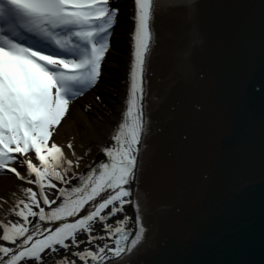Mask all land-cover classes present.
<instances>
[{
    "label": "water",
    "instance_id": "95a60500",
    "mask_svg": "<svg viewBox=\"0 0 264 264\" xmlns=\"http://www.w3.org/2000/svg\"><path fill=\"white\" fill-rule=\"evenodd\" d=\"M144 89L124 264H264V0L165 2Z\"/></svg>",
    "mask_w": 264,
    "mask_h": 264
},
{
    "label": "snow or ice",
    "instance_id": "6c2138e0",
    "mask_svg": "<svg viewBox=\"0 0 264 264\" xmlns=\"http://www.w3.org/2000/svg\"><path fill=\"white\" fill-rule=\"evenodd\" d=\"M165 2L181 8L190 0H133V59L129 64L128 94L121 123L112 135L116 147L105 150L109 162L90 169L70 192L59 189L63 202L46 212L40 207V199L49 206L56 201L49 200L45 183L55 188L52 180H64L58 169L66 165L67 171L73 164L60 146L54 141L49 146V141L69 105L99 82L119 8L112 7L110 0H0V172L13 173L39 188V192L24 189L31 203L19 200L12 209L24 223L0 224V239L16 245L0 246V264L27 260L42 264L45 252L57 253L59 249L85 243L77 239L78 233H87V243L93 245L97 239H105L92 235L97 221L109 233V239L115 238L114 247L104 244L96 245L94 250L73 252L84 264H107L110 260L124 264L125 254L142 243L145 227L139 202L135 205L138 230L134 234L125 229L127 217L117 220L114 228L109 219L133 203L126 199L132 195L126 186L136 176L137 146L144 132L146 62L154 22ZM96 100L101 98L97 96ZM67 147L73 150L71 142ZM29 153H34V157ZM33 159L39 161V166ZM25 166V173L18 171V167ZM81 211L85 213L83 217L67 222ZM37 216L41 222H64L54 229H42L40 224L27 227L31 223L29 217ZM60 264L77 262L65 258Z\"/></svg>",
    "mask_w": 264,
    "mask_h": 264
},
{
    "label": "bare ground",
    "instance_id": "6f19581e",
    "mask_svg": "<svg viewBox=\"0 0 264 264\" xmlns=\"http://www.w3.org/2000/svg\"><path fill=\"white\" fill-rule=\"evenodd\" d=\"M110 4L112 7L119 8V14L110 36L109 50L101 65L99 82L94 88L88 90L83 96L78 97L69 105L68 113L49 141V146L54 141L62 148L65 158L73 162L72 167L67 171H65L66 165L58 169L64 178L68 175V172H72V168L74 171L80 170L87 164V161H90L89 157L92 158L99 150L101 144H103V141L110 136L112 130L116 129L118 124L121 123L122 113L125 109V100L128 94L129 64L133 59L132 36L134 22L132 16L134 15V3L133 0H110ZM97 96L101 98L100 101L96 100ZM69 142L73 145L75 155H73V150H69L67 147ZM137 147L139 149V145ZM29 156L34 157V153H29ZM77 161L79 162L78 165ZM33 163L39 166V161L33 159ZM18 171L22 174L25 173L26 166L18 167ZM32 179L34 180L35 177L33 176ZM70 180V178H67V181H63V184L68 185ZM28 188L39 192L32 184L18 179L13 173L6 171L3 174L2 172L0 173V224H5L9 221L24 223L20 217L15 215L12 209L19 200L31 203L25 197L23 191ZM128 188L132 192L131 185ZM64 189L70 191L69 186ZM59 204L55 203L49 206L44 205L42 202V206H40L46 212H50L55 207H58ZM84 214V211H81L77 217H69L67 222H74V219H79ZM63 222L56 221L51 223H53L55 228ZM0 232H2V229H0ZM82 236H84V233H78L77 239L83 238ZM83 241L87 242V240ZM81 245L79 247L73 246L69 249L75 248L79 250ZM0 246L16 247V245L5 242L2 239H0ZM62 251L63 249H59L58 252ZM27 261L29 262L30 260ZM20 264H22V261Z\"/></svg>",
    "mask_w": 264,
    "mask_h": 264
},
{
    "label": "rangeland",
    "instance_id": "374dc122",
    "mask_svg": "<svg viewBox=\"0 0 264 264\" xmlns=\"http://www.w3.org/2000/svg\"><path fill=\"white\" fill-rule=\"evenodd\" d=\"M116 129L112 130V133L110 134V136L108 138H106V140L103 141V144H101L99 150L92 156V158L89 157L90 161H87V164L85 166H83L80 170H77V171H74V169L72 168V172H68V175L63 180L65 182V181H67V178H70L71 180H70V183L68 185L63 184V181L52 180L51 182L54 183L56 185V187L55 188H49L47 186V182L45 183V193L48 196L50 201L55 200L56 203L61 204L63 202V198L60 196L59 189H61V188L64 189L66 186L67 187L69 186V189L71 191V189L73 187L80 185V178L89 174L90 169L95 170L102 163H108L109 162V158L107 157L105 150L109 149V148L116 147V142L112 139V135L116 131ZM32 185L35 189L39 190L37 185H35V184H32ZM70 191H68V192H70ZM126 199L131 200V196L126 198ZM40 205L42 206V198L40 199ZM33 211L38 213L39 208L33 207ZM125 217L128 218L127 224L125 225V227H131L134 224V217H133L132 210H131L130 206H127V205L124 206V211L121 213H118L116 217L112 218V221L111 220L109 221V223L114 228L115 226H117L116 221L117 220H123ZM29 220L31 221V223L27 224L26 226L29 227L30 229H32L33 225H35V224H40L42 229H53L54 228L53 223L48 222V221L41 222V221H39L38 216L35 218L29 217ZM46 222H47V224H45ZM94 231H95V233H94ZM94 231H93L92 235L97 236V237L103 236V237H105V239H103V240L97 239L93 245H89L87 242L82 243L81 248L79 250H76L75 248H71V249H67V250L63 249L62 252H57V253L45 252L44 254H42V256H43L42 264H60V261L65 259V258H67V260H69V261H76L77 264H84L83 261H79V258L77 256L72 255V253L83 251L85 248H89V250H94L96 245H100V246H102L104 244L109 245V240H108L109 233L106 230H104V228L102 227V225L99 221H97V223L94 225ZM87 236H88V234L84 233V236H82L83 238H79L78 240H80V239L87 240ZM68 243H71V242L68 241ZM109 246L114 247V245H109ZM22 264H37V263L35 260L34 261L30 260L29 262L28 261H22ZM89 264H91V261H89Z\"/></svg>",
    "mask_w": 264,
    "mask_h": 264
}]
</instances>
